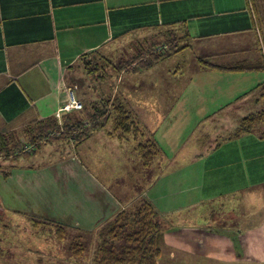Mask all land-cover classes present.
I'll return each instance as SVG.
<instances>
[{
  "label": "crops",
  "instance_id": "1",
  "mask_svg": "<svg viewBox=\"0 0 264 264\" xmlns=\"http://www.w3.org/2000/svg\"><path fill=\"white\" fill-rule=\"evenodd\" d=\"M255 8L257 16L249 0H0V135L27 143L51 126L82 119L83 109L58 116L66 92L90 108L104 93L107 63L120 82L109 96L135 116H148L139 120L143 126L147 121L171 130L163 115L174 113L180 116L174 123L184 124L175 126L199 116L194 131L229 126V115H236L230 126L239 127L243 114L264 107L258 99L253 105L256 95L264 99L256 89L264 74L208 70L199 58L218 65L261 60L264 26L259 30L256 18L264 23L256 1ZM169 33L188 47L152 60L151 47ZM238 83L252 89L237 91ZM237 129L214 143L207 142L209 135L188 142L183 133L167 163L159 156L148 169L105 129L79 146L61 138L44 142L34 155L0 157V209L12 229L6 241L10 259L26 253L23 264H89L91 256L77 262L57 244L22 251L18 226L31 221L34 239L38 228H52L37 227L35 220L62 224L97 242L100 225L145 197L166 221L158 264H264V131L235 137ZM193 143L198 151L189 157ZM7 196L19 210L6 205ZM192 209L194 219L174 217Z\"/></svg>",
  "mask_w": 264,
  "mask_h": 264
},
{
  "label": "trees",
  "instance_id": "2",
  "mask_svg": "<svg viewBox=\"0 0 264 264\" xmlns=\"http://www.w3.org/2000/svg\"><path fill=\"white\" fill-rule=\"evenodd\" d=\"M256 14L255 0H249ZM257 16V14L255 15ZM260 29V20L256 18ZM163 43L168 49L162 53L153 50L154 61L170 58L184 51L188 46H181L178 40L167 34ZM166 41V42H165ZM158 47V46H157ZM150 52V51H149ZM126 62L123 67L129 69ZM202 67L208 70H220L231 72H264V60L237 61L230 65H218L199 58ZM128 66V68L126 67ZM145 68V66H144ZM89 73L93 69L88 68ZM264 96V83L256 88ZM82 110V119L75 117V121L69 126H51L42 134L31 135L30 140L15 144L14 140L0 135V157L4 159H16L24 154H32L44 142L58 139H72L77 146L93 135L96 130L107 131L108 136L116 138L121 144L132 149L143 169L150 168L157 158L162 155L160 146L148 130L142 126L139 119L124 104L119 103L113 96L95 102L90 108ZM85 116V117H83ZM112 122V126L107 125ZM264 125V109L249 114L241 119L235 137L250 134ZM64 128L65 130H62ZM108 128V129H106ZM111 129V130H110ZM34 132V131H33ZM35 226L48 225L55 229L56 238L64 240L67 230L62 224H51L35 220ZM165 216L158 212L153 204L145 197L138 200L133 206L119 212L112 220L100 225L96 231V249L89 264H158L162 255L161 244L165 234ZM122 239L123 244L117 245L116 240ZM75 256H81L84 248L81 245L72 247ZM72 253V252H71ZM73 254V253H72Z\"/></svg>",
  "mask_w": 264,
  "mask_h": 264
},
{
  "label": "rangeland",
  "instance_id": "3",
  "mask_svg": "<svg viewBox=\"0 0 264 264\" xmlns=\"http://www.w3.org/2000/svg\"><path fill=\"white\" fill-rule=\"evenodd\" d=\"M255 1L257 2L258 6L260 8V11H261V20L264 23V0H255ZM262 26H264V24ZM261 35L264 37V31L262 32ZM256 43L258 44V47L259 46H262L261 45L262 38L261 37L259 38L258 35H256ZM138 48H140V47H138ZM260 51L262 52V56H263L262 58L264 60V48H261V50H260V47H259V52ZM139 52H142V51L140 50ZM244 53H245V51H241L240 52L241 55H244ZM133 54L134 53L131 54V57H132ZM132 59H134V58H132ZM125 60H126V58H125ZM104 69L107 71L108 78H107V80H105L106 82L103 83V86L105 88L104 89V93L98 95V97L96 99L97 101L101 100L102 98L108 97L109 94L111 93L112 89H113V86L115 84L117 85V89H118V87L120 85V82L118 83V77L116 75V71H115L114 67L112 66V64L109 65L107 63L104 66ZM106 71H104L105 74H106ZM241 73L242 72H238L237 74H241ZM253 73H260L262 75L264 74L261 71H255ZM243 85L244 84L238 83L237 84V91L240 89V87H245L246 89H252L250 87L243 86ZM255 85H257V84H255ZM83 86L86 87V88H88L89 86H91V84L85 83ZM91 87H93V86H91ZM114 92H115V94H117V90L114 91ZM120 93L121 92H119L118 95H120ZM233 98H231L230 100H232ZM256 99L260 100V102H262L264 104V99H260V95L258 94V95H256L253 98V102H254L253 105L254 106H256V103H255ZM262 109H264V107L259 106V108H257V111H260ZM254 112H256V110ZM243 115L248 116L249 114H247V112H246ZM136 117L139 120L140 119H145L146 120V118L148 116H136ZM154 117L156 119L160 118L159 115H154ZM163 117L167 121L166 125L167 126L168 125H171V127H170L171 130H169V129L165 130L164 129V128H166L165 126H156L157 123L150 124L147 121L145 123L148 126H145L144 125L146 127V129L148 130V132L151 135H155L154 129L156 127H158V128L160 127L159 128L160 130L158 132L156 131V134H157V137L156 138L158 139L160 137L159 140L161 142L158 141L159 142L158 145L160 146V149L162 151L161 157H162L163 161H164V159H165V161H166V159H168V156L167 155H170V154L172 155L173 152L177 151V148H176L177 146L174 143H175V140L178 139V136H180L183 133H184V135H186L185 137L188 136V142H191V141L192 142H195V140L198 139L199 137H202L203 135H209L210 138H209V140H207V142L208 143H214V141L217 140V138H222V137L226 136V134L231 133V132H234L235 130L233 131V129H237L238 128V126H234L235 128L233 126H230L235 121L236 115H234V116L229 115L228 116L229 119L231 120V121H229V124H228L229 126H222V127L215 128V126H208L207 125V126H201V127H199V129L197 131H194L193 129H194L195 126H191V125H193V124L195 125L197 123L196 121H199V119H201V118L199 116L195 115V114L189 116L190 121H189V123H186L185 126H175V125H180V124L181 125H184V124L181 123L180 121H177L176 123H174L177 119L180 118V116H178V115H176L174 113H171L169 115H163ZM237 119L239 120L240 117H238ZM238 120H237V123H238ZM211 124L212 123H210V125ZM107 126L108 127H111L112 126V122H110ZM182 127H184V128H182ZM184 129L186 130V132H183ZM259 129H261V130L264 131V125L263 126H260ZM179 150H181V148H179ZM197 151H198V147L195 145V143H193V150H191V152L188 151L189 157L190 156L192 157V155L196 154ZM32 155H34V154H32ZM165 163H167V161ZM156 164H157V161L153 164V166L156 167ZM155 173L156 174H154L153 176L156 175L157 176V179H159L161 175L160 174H157L156 169H155ZM151 176H152V173H150V177ZM126 180L127 179L124 178V181H126ZM149 181L151 182V180H149ZM6 199L7 200H5V201H6V205L7 206H8V203L9 202L12 203V205H13V207L11 208L12 210L17 211V210L20 209L21 206L17 205L15 202H12L8 196H7ZM40 207L43 210L42 216H45L46 213H47L46 207H44L42 205H40ZM24 209H26L25 211H27V208L24 207ZM5 213L9 214V215H7L9 218L12 217L9 210H7ZM195 216H196L195 209L188 210V211H186L184 213H179V214L174 215L175 218H180V219L182 217H184V218H193L194 219ZM40 218H42V217L40 216V217H37L36 219H40ZM40 220H42V219H40ZM28 223L31 224L32 222L31 221H28L26 223L25 221H23L22 222V228H20L18 226V228L21 229V233H20L21 234V237L19 238L17 244H18V247L19 248L21 247L20 249L22 251L35 252V251L38 250V248H42V244L45 245V246H48V245H56L57 244L58 246H60L61 252L65 249L66 251L68 250V251L72 252L73 255H74V252L72 251V247L73 246H76V245H81L84 248V252H83L84 254H82L79 257L74 255L75 257H77L76 258V261L78 262L81 259V261L84 262V261H87L86 256L93 257L94 252H95V249H96V242L91 241L90 236H86L84 239H82L81 237H78V235L76 233H74V229L73 228H71L70 226H64L66 228V230H67V234H66L65 239L60 241V240H58L56 238L55 229L40 227V228H38L36 230V233H37L36 234V237L34 239H31L30 236L32 234V230L27 225ZM32 225H33V223H32ZM8 226H9L8 225V219L6 217H4V213L0 209V264H23L24 263V259H26V253H24V256L25 257L22 258V259H10V256H9V252L8 251H12V250L9 247H7V244L8 243L6 241L8 240L9 233H11L12 229L9 228ZM32 228L35 229L34 227H32ZM6 233H8V234H6ZM53 238L56 239V242L51 243V241L53 240ZM42 240H47V242H43L42 243ZM115 243L117 245H121V244H123V240L122 239H118V240L115 241ZM192 247L194 248L195 247V244H193ZM60 263H61V261H60ZM206 264H211V263L208 262Z\"/></svg>",
  "mask_w": 264,
  "mask_h": 264
},
{
  "label": "built area",
  "instance_id": "4",
  "mask_svg": "<svg viewBox=\"0 0 264 264\" xmlns=\"http://www.w3.org/2000/svg\"><path fill=\"white\" fill-rule=\"evenodd\" d=\"M250 6L252 7L251 4H250ZM167 49H168V45L167 44H163L161 46L156 47L154 49L155 50L154 52L158 53V54H162ZM66 94H67L66 100H65L64 104L60 107L59 112H58V116H60V114L62 112H71L73 110H81L83 108L82 102L77 100V98L74 95V92L72 90L69 89L66 92Z\"/></svg>",
  "mask_w": 264,
  "mask_h": 264
},
{
  "label": "clouds",
  "instance_id": "5",
  "mask_svg": "<svg viewBox=\"0 0 264 264\" xmlns=\"http://www.w3.org/2000/svg\"><path fill=\"white\" fill-rule=\"evenodd\" d=\"M250 3V2H249ZM253 9V8H252Z\"/></svg>",
  "mask_w": 264,
  "mask_h": 264
}]
</instances>
